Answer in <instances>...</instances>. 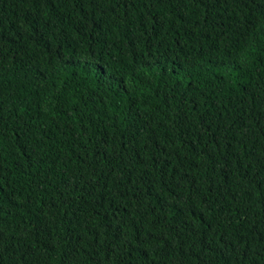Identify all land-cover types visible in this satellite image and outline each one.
I'll list each match as a JSON object with an SVG mask.
<instances>
[{"label": "trees", "instance_id": "16d2710c", "mask_svg": "<svg viewBox=\"0 0 264 264\" xmlns=\"http://www.w3.org/2000/svg\"><path fill=\"white\" fill-rule=\"evenodd\" d=\"M0 264H264V0H0Z\"/></svg>", "mask_w": 264, "mask_h": 264}]
</instances>
